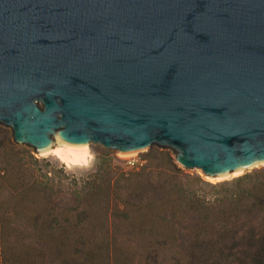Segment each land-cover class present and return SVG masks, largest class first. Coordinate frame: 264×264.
I'll return each mask as SVG.
<instances>
[{"label":"water","instance_id":"water-1","mask_svg":"<svg viewBox=\"0 0 264 264\" xmlns=\"http://www.w3.org/2000/svg\"><path fill=\"white\" fill-rule=\"evenodd\" d=\"M0 136L264 167V0H0Z\"/></svg>","mask_w":264,"mask_h":264},{"label":"trees","instance_id":"trees-1","mask_svg":"<svg viewBox=\"0 0 264 264\" xmlns=\"http://www.w3.org/2000/svg\"><path fill=\"white\" fill-rule=\"evenodd\" d=\"M0 264H264V168L212 184L165 151L101 153L76 177L5 137Z\"/></svg>","mask_w":264,"mask_h":264},{"label":"rangeland","instance_id":"rangeland-1","mask_svg":"<svg viewBox=\"0 0 264 264\" xmlns=\"http://www.w3.org/2000/svg\"><path fill=\"white\" fill-rule=\"evenodd\" d=\"M2 140H4V138H2L0 136V141H2ZM11 144H13V143H11ZM13 145L18 147L15 144H13ZM18 148H20V147H18ZM25 150L30 151V153L33 154L36 158H39V159L45 158L46 160L50 161V163H52L53 165H55L57 167H63L65 172H66V174H71V175L73 174L76 177L84 176L88 172H90L93 169V165H94L96 156L100 155L101 153H108V155L111 156L114 159V165H116V167L121 168L124 171L137 170V168L140 165V162H142V160H144L148 156V155H142V156L125 157V156L113 153L111 151H108V150L93 146L91 148H88V150H89V152L91 154V157H90V159H89V161H88V163L86 165L68 167L64 163L60 162L54 155L47 154V155L41 157L34 149H25ZM156 151H164V150L157 149ZM165 152H167V151H165ZM168 154L173 159L174 154L170 153V152H168ZM179 168H180L181 172L183 174H185V175H190V176H196L197 175L202 180L213 184V183H216V182L230 180V179H232V178H234L236 176H239V175H242V174H245V173H248V172H252V171L264 168V167L253 169V170H250V171H247V172H243V173L236 174V175H233V176H230V177L219 179V180H216V181H213V182L211 181L210 178L205 177L201 171L200 172H195V173H190L187 168H182V167H179Z\"/></svg>","mask_w":264,"mask_h":264},{"label":"bare ground","instance_id":"bare-ground-1","mask_svg":"<svg viewBox=\"0 0 264 264\" xmlns=\"http://www.w3.org/2000/svg\"><path fill=\"white\" fill-rule=\"evenodd\" d=\"M49 154L54 155L60 162L64 163L68 167L86 165L91 157L88 149L78 151L66 146Z\"/></svg>","mask_w":264,"mask_h":264},{"label":"built area","instance_id":"built-area-1","mask_svg":"<svg viewBox=\"0 0 264 264\" xmlns=\"http://www.w3.org/2000/svg\"><path fill=\"white\" fill-rule=\"evenodd\" d=\"M133 164V163H132ZM134 165V164H133Z\"/></svg>","mask_w":264,"mask_h":264}]
</instances>
